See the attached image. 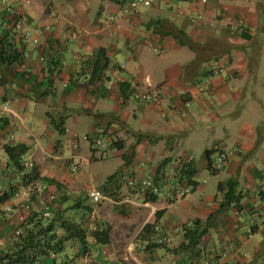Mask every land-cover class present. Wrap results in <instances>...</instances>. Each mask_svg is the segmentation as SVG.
<instances>
[{"label":"crops","instance_id":"crops-1","mask_svg":"<svg viewBox=\"0 0 264 264\" xmlns=\"http://www.w3.org/2000/svg\"><path fill=\"white\" fill-rule=\"evenodd\" d=\"M129 1L0 0V36L13 34L16 66L25 72L6 93L0 89L7 99L0 115L10 121L0 134V255L14 249L28 217L49 206L48 217L61 220L84 214V228L107 229L109 242L94 244L86 233L85 243L67 240L61 253L35 264H264V0H165L127 15ZM16 23L37 30L40 45L21 39ZM99 49L109 66L88 85ZM153 89L162 92L161 104L131 97ZM107 132L108 146L93 147L92 136ZM134 133L148 138L135 145ZM6 142L28 146L22 173L7 167ZM74 143L72 175L66 161ZM220 146L228 159L208 170ZM31 169L59 186L24 179ZM116 171L120 181L104 190ZM133 179L149 180L156 195L128 186ZM91 188L108 200L90 202ZM227 197L236 199L214 219L197 255L173 252L184 228L205 221ZM154 228L164 244L152 242Z\"/></svg>","mask_w":264,"mask_h":264},{"label":"trees","instance_id":"trees-1","mask_svg":"<svg viewBox=\"0 0 264 264\" xmlns=\"http://www.w3.org/2000/svg\"><path fill=\"white\" fill-rule=\"evenodd\" d=\"M174 38L178 41H183L185 39L186 45L192 50H195L197 45L191 43L189 39L184 34L177 33ZM21 39H23L21 37ZM51 44V43H50ZM48 59V72L51 73L50 64ZM109 59L107 58L103 49L97 51V59L95 61L94 67L91 71L87 84H93V82H99L103 79V74L109 66ZM21 64L20 55L17 54L16 44L14 42L13 34L7 33L3 37L0 36V89L5 90L4 93L11 86V81L16 78L18 74L20 76H25L24 70H20L16 65ZM19 66V67H20ZM17 67V68H15ZM124 84L121 85L122 97L124 96ZM7 99L5 97H0V102L4 103ZM10 121L3 115H0V134L3 132ZM51 124L56 130L59 131L60 125L55 121H51ZM135 138L134 144L142 139L148 138V135L143 133H134ZM2 151L6 156L7 167L14 169L16 172L22 173L24 171V166L22 164V158L29 151L28 146L23 143L6 142L2 145ZM134 151V146L126 150L123 156V165L127 166L130 164L132 155ZM209 153H205V157L208 158ZM209 160V159H208ZM206 168L208 170L212 169V163L208 162ZM181 172H185L186 176L189 177L192 173L190 170L181 169ZM24 179L30 181L38 179L39 181L47 184H52L59 186V184L52 179L40 178L35 169H31L28 174H24ZM121 179V171H116L104 182L103 188L107 191L109 187L116 184L117 181ZM6 196L5 194L2 197ZM150 199L153 197L149 196ZM234 197H227L216 213L210 215L205 221L196 220L190 226L184 228L183 232V242L178 246L173 252L184 253L189 258L196 256V250L202 237L208 234L209 228L211 227L214 219L223 213H225L231 203L235 200ZM78 203L74 204L73 208H77ZM87 211H90L89 206L84 207ZM70 209V208H69ZM59 214L54 213V215L44 218L43 216H38L37 214L31 215L26 220V223L19 228V234L14 237V249L10 252L0 255V264H35L42 257L49 254H59L64 249V243L67 240L76 238L81 243L84 242L85 234H91L90 237L94 244H106L109 242L108 230L102 229L101 231L88 232L84 228V218L76 222L73 219L65 218L63 220L59 219ZM58 228L62 230V234L58 235Z\"/></svg>","mask_w":264,"mask_h":264},{"label":"built area","instance_id":"built-area-1","mask_svg":"<svg viewBox=\"0 0 264 264\" xmlns=\"http://www.w3.org/2000/svg\"><path fill=\"white\" fill-rule=\"evenodd\" d=\"M165 0H130L123 8V12L125 14H133L137 12L139 8H148L152 5H156L159 3L164 2ZM15 28L19 35L23 39H31L33 44L35 46H39V38L37 36L38 32L37 30H33L32 32H29L27 30H24L23 27L19 24H15ZM155 50V49H154ZM216 72H220L218 69ZM162 92L159 89H153L150 91H139V90H134L131 94V97L134 101L138 103H143V104H161L164 101V98L162 97ZM3 110H6L4 107ZM108 136L106 139H102L98 136V134L93 135L91 138V143L93 147L96 149H101L104 150L108 144L112 141L110 139V132H107ZM73 148L76 150L75 154H70L68 156V161H66L68 170L70 173H75L77 170V165L78 163L75 162V160L79 159V155L77 154L78 152V145L76 143L73 144ZM228 159V153L224 149L223 146H220L218 148V155L215 158V160L212 163V168L213 169H220L223 167V165L226 163ZM127 185L136 189V188H141L145 191H150L152 193L157 192V188L151 183L149 180H128ZM190 190L185 187L183 188L179 195L184 197L186 194H188ZM88 198L94 203V204H99L102 201L108 200V197L105 195V193L101 190L91 188L88 191ZM56 197L54 195H49L48 197V203L53 204L55 202ZM50 214V208L49 206H46V209L44 213L42 214L43 217L47 218ZM88 230L90 232H95L97 230L96 226H87ZM158 229L154 228L152 231V242L156 245H162L165 242V238L162 236L157 237ZM15 235L19 234V230L15 231Z\"/></svg>","mask_w":264,"mask_h":264},{"label":"rangeland","instance_id":"rangeland-1","mask_svg":"<svg viewBox=\"0 0 264 264\" xmlns=\"http://www.w3.org/2000/svg\"><path fill=\"white\" fill-rule=\"evenodd\" d=\"M69 155H70V154H69ZM69 155H68V156H69ZM8 172H10V171H8ZM75 174H77V173L75 172V173H73L72 175H75ZM72 175H71L70 177H72ZM91 175H92V171H91ZM88 199H89V198H88ZM84 201H86V200H84ZM90 202H91V200H90ZM67 248H68V244H67L66 249H67ZM158 251H159V252H163V249H162V248H159ZM60 263H61V262L59 261L58 264H60Z\"/></svg>","mask_w":264,"mask_h":264},{"label":"clouds","instance_id":"clouds-1","mask_svg":"<svg viewBox=\"0 0 264 264\" xmlns=\"http://www.w3.org/2000/svg\"><path fill=\"white\" fill-rule=\"evenodd\" d=\"M213 163V162H212ZM31 167V166H30ZM149 193H151V194H154V195H156L155 193H152V192H150V191H148ZM88 196V195H87ZM45 218V217H44ZM23 225V224H22ZM15 235V234H14Z\"/></svg>","mask_w":264,"mask_h":264}]
</instances>
